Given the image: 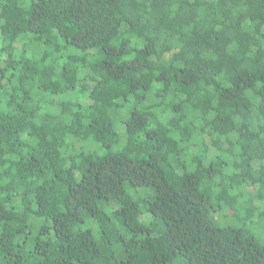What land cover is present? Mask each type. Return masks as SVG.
I'll return each mask as SVG.
<instances>
[{
	"label": "trees",
	"instance_id": "obj_1",
	"mask_svg": "<svg viewBox=\"0 0 264 264\" xmlns=\"http://www.w3.org/2000/svg\"><path fill=\"white\" fill-rule=\"evenodd\" d=\"M0 264H264V0H0Z\"/></svg>",
	"mask_w": 264,
	"mask_h": 264
}]
</instances>
